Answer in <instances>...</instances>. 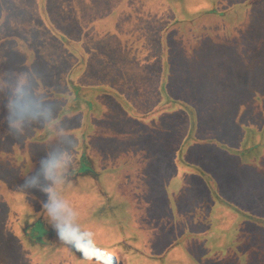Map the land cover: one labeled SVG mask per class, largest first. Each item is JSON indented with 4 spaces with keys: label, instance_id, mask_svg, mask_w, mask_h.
Returning <instances> with one entry per match:
<instances>
[{
    "label": "rangeland",
    "instance_id": "374dc122",
    "mask_svg": "<svg viewBox=\"0 0 264 264\" xmlns=\"http://www.w3.org/2000/svg\"><path fill=\"white\" fill-rule=\"evenodd\" d=\"M182 1L184 19L161 0H0V208L43 212L88 243L73 255V233L46 236L59 252L30 264H118L120 236L93 220L100 179L59 183L75 146L79 170L106 173L141 264H264V0ZM167 47L178 51L169 64ZM67 92L91 102L80 117L55 96ZM87 92L101 98L96 120ZM203 235L237 246L205 255Z\"/></svg>",
    "mask_w": 264,
    "mask_h": 264
},
{
    "label": "trees",
    "instance_id": "16d2710c",
    "mask_svg": "<svg viewBox=\"0 0 264 264\" xmlns=\"http://www.w3.org/2000/svg\"><path fill=\"white\" fill-rule=\"evenodd\" d=\"M161 1H163L164 4L166 6H168L166 3V0H161ZM182 3H183L182 0H174L168 7L170 10H172L173 14H175V13L180 14L181 13L180 18L184 19V17H187V14L185 13L187 11L184 9V7H182V5H184V3L183 4ZM208 4H209V6L211 4V7L217 6L215 4V2H212L210 0H209ZM165 23H167L169 27L173 28L172 27L173 24H169V20H165ZM175 28H177V27H175ZM6 37H9V36H6ZM192 39L188 38L187 40L189 41ZM20 45H22V44H20ZM23 48L24 47H22L21 49H23ZM21 49L19 47L15 50L19 51ZM177 52L178 51L176 49L167 47V54L164 57V60L162 62L169 64L168 61H170L173 57H175ZM20 53L24 57L25 48H24V52H22V50H21ZM149 53H151V51ZM152 56H151V58H152ZM76 68H77V66L73 67L71 69V72H75ZM151 73H152V71L149 72V74H150L149 82H150V80H155L154 79L155 77H153L154 75H152ZM167 73H169V74L167 77H165V81H167V87H168V83L171 84V82L175 81V80H173L174 74H172L170 71ZM56 93H61V92H56ZM68 93L69 92H67V94L63 93L62 95H55V96L64 98L66 95L67 97H65V99L68 102L67 105H69V103L71 102L69 100L72 99L74 104L72 106H70L69 109H71L72 112H75L78 115V117H80L81 111L84 108H88L89 105L91 104V102L88 105H87V103H85V105H83L81 100L78 97V94L71 96V93H70V95ZM85 97L86 98H92V108L93 109H90L89 112L87 113V116H92L90 114L91 110H94V111L98 110V109L100 110V107L102 104L101 98L96 97L94 100V96H93L92 92H87L86 95L83 96V99ZM65 106L66 105H64L62 107L61 113L66 112V111H64L65 109H67ZM92 118H94L96 120L98 118V116L95 115V116H92ZM92 118H91V120H92ZM53 122L54 121L46 123L43 126V128H41L42 130L39 131V132H41L42 135H44L45 138H47L49 135H52V133H50L48 131V126ZM76 123L78 124V119L76 120L75 124ZM87 123H88V130H87L85 136L91 135L93 133V126L90 124L89 119H88ZM34 132L38 133V131H36V129ZM77 132L79 133V131L74 130L72 132V135H77ZM44 137L42 138V140H45ZM249 146H250V148L252 147L251 142H249ZM84 147L87 148L85 145H84ZM79 150L80 149L77 146H75L74 148H72V150L70 149L69 154H64V162H63L62 169L60 171L61 174L59 177L60 179H58L59 183L65 182V176L67 173H69L71 175V178L74 180L75 184L78 183V185H81L84 181H87V183L89 182V184H90L89 180L91 177H93V178L98 177V179H100L101 183H100V188H97L96 190L99 191V195L102 197V199L99 200L98 202L96 201L94 203V207H93L94 213H92L93 217H94L93 220L97 221V222L102 221L103 225H105L112 232H114L120 236L115 242L110 244V247L116 250L117 263L118 264H141L140 259H137V258L133 259L131 256L132 252H134V251L140 252L138 245L130 243L129 239L127 237H124L127 235L131 236V233H134L133 229H130V226L128 227L126 225V224H128V221H127L125 210H123L122 206L117 205L116 202L110 204L106 200L109 197L108 196L109 193L113 192V188L108 190L107 184L109 185V183H108V181L105 180V177H107L106 173H99L100 176H97L96 173L93 172V170L90 168L89 162H88V166H87L88 170H82V169L79 170L80 166L83 165V163L85 161L84 160L85 156H80ZM72 163L75 166L78 164V167L77 168H71L70 164H72ZM77 170H79V171H77ZM74 172H78V174H75ZM2 188H4V186L0 181V194H3L2 190H1ZM86 189H87V187H86ZM208 189L212 190L211 184L209 185ZM90 190H91V188H90ZM3 198L5 200V196ZM13 205L14 204L5 201L4 206L2 208H0V214L1 213L3 214L2 221L5 222V223H0V251H2L3 255L5 256L3 259L1 258L0 264H12V262H13V264H15V261L20 262L21 259H22V262H20V264H30L28 262L27 258H31L34 255H35L34 257H36V256L39 257L41 255L44 257V260L45 259L47 260L49 258L48 255H50L51 252H53L54 254L59 252L58 251L59 247L57 245V247H54L51 249L52 246L50 248H48V243L44 242V245L41 244V241H44L46 236H49L50 240L61 241V240H64V238L61 239V237L66 236V233L67 234L73 233L74 234L73 239H72L71 243H69L67 246L68 251L71 252L73 255H77L78 253L80 254L81 249L85 250L88 243L86 242V240H85V242L82 241V238L80 237L78 229H76L75 226L71 225V226L67 227L68 230L66 231L64 224H59V223H57V221H50L48 219L45 220V218L43 217V212H41V211H40L41 213L37 214L33 211H28V209L26 207H21L19 211H15L13 209ZM107 207H110V210L106 211L105 209ZM116 208L117 209L119 208L118 209L119 211L117 212V214H116V211H117ZM212 208L213 207H211V209ZM210 215H211V213H210ZM32 218H34V221L31 222ZM11 221H13V222H11ZM26 225H29L30 230H31V232L29 234L31 236L30 237L31 239L27 245L25 243V237L22 234V229H25ZM5 227H12L13 229L8 228L9 229L8 230V229H5ZM70 227H72V229H70ZM11 233H12V235H14V238L10 235ZM38 234H39V237L37 240H35L34 237ZM134 235H135V233H134ZM43 237H44V239H43ZM80 241H81V243H80ZM179 241H182V240H179ZM132 242H135V238ZM200 242L203 246L208 244V247H207L208 250H207L205 255H208V252H210V254H214L215 257H217L215 253H217L218 255H222V254L226 255V253L229 250H232L234 247L237 246L236 243L235 244L230 243L231 246H228L229 244L227 245V243H226L225 246H228V247L225 249V246L221 247V246L216 245L215 239L213 240L211 237V240H209L204 235L202 237H200ZM178 243L176 241L175 244H178ZM182 244L183 243H179L178 245L181 246ZM17 245H18V247H17ZM34 245L35 246L38 245L39 247H41V249L38 251H32L31 249ZM238 246H239V243H238ZM8 247H10V249H9L10 251L8 250ZM14 249H16L15 254H11V251H13ZM182 251H184V250L182 249ZM220 257H219V259H220ZM236 257H237V259L235 261V264H236V262H238L240 256H236ZM242 260L244 262V259H242Z\"/></svg>",
    "mask_w": 264,
    "mask_h": 264
},
{
    "label": "flooded vegetation",
    "instance_id": "af4514ba",
    "mask_svg": "<svg viewBox=\"0 0 264 264\" xmlns=\"http://www.w3.org/2000/svg\"><path fill=\"white\" fill-rule=\"evenodd\" d=\"M40 242V241H39ZM41 244H43L44 245V241H41Z\"/></svg>",
    "mask_w": 264,
    "mask_h": 264
}]
</instances>
